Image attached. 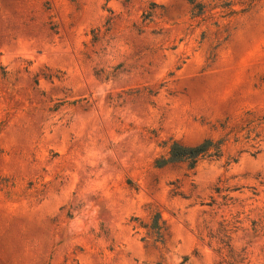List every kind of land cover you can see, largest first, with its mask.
Returning a JSON list of instances; mask_svg holds the SVG:
<instances>
[{
	"label": "rangeland",
	"instance_id": "obj_1",
	"mask_svg": "<svg viewBox=\"0 0 264 264\" xmlns=\"http://www.w3.org/2000/svg\"><path fill=\"white\" fill-rule=\"evenodd\" d=\"M194 3L0 0V264H264V0Z\"/></svg>",
	"mask_w": 264,
	"mask_h": 264
},
{
	"label": "trees",
	"instance_id": "obj_2",
	"mask_svg": "<svg viewBox=\"0 0 264 264\" xmlns=\"http://www.w3.org/2000/svg\"><path fill=\"white\" fill-rule=\"evenodd\" d=\"M190 5H192V10L200 12L203 5L200 3H194V0H187ZM264 125V118L262 117H252L246 119L244 123L241 125L235 126L233 131V136L235 140L237 139V135L241 132L246 131V139H249V135L255 128L261 127ZM257 133V132H255ZM254 138H250L249 140H254L258 138L259 134H255ZM229 135V134H228ZM227 142V138H221L219 140H204L202 143L196 146H184L176 142H172L169 146V150L166 156L160 157L155 161V166L157 168L164 167L168 164L179 163V162H186L189 167H193L198 160L203 158H211V157H219L221 155V148L223 144ZM159 216L155 215L152 220V224L150 226L151 229L158 233L159 225Z\"/></svg>",
	"mask_w": 264,
	"mask_h": 264
}]
</instances>
